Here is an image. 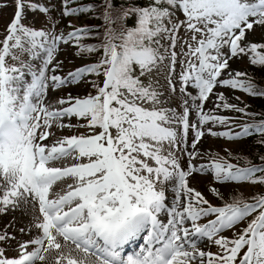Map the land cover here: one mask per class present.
I'll use <instances>...</instances> for the list:
<instances>
[{
  "label": "snow or ice",
  "instance_id": "snow-or-ice-1",
  "mask_svg": "<svg viewBox=\"0 0 264 264\" xmlns=\"http://www.w3.org/2000/svg\"><path fill=\"white\" fill-rule=\"evenodd\" d=\"M5 9L0 214L28 217L19 229L28 238L5 224L0 264H264V153L252 163L227 148H199L205 135H255L264 146V112L216 91L264 97V87L230 64L264 67V0H60L58 9L52 0H0ZM36 12L46 20L41 28L25 23ZM81 14L100 23L69 22L70 31L57 32L60 18ZM61 43L82 60L63 75ZM80 83L90 90L49 102L50 92ZM205 175L259 190L225 201L209 184L223 201L213 205L190 184ZM204 239L217 250L201 248Z\"/></svg>",
  "mask_w": 264,
  "mask_h": 264
},
{
  "label": "rangeland",
  "instance_id": "rangeland-1",
  "mask_svg": "<svg viewBox=\"0 0 264 264\" xmlns=\"http://www.w3.org/2000/svg\"><path fill=\"white\" fill-rule=\"evenodd\" d=\"M37 2L46 3L47 0H37ZM52 2L56 5V9H58L60 5V0H52ZM56 9H53L51 12V15L54 18L56 17ZM10 11H11L10 9L0 10V28L3 27ZM69 22H71L73 26H78V24H80V20H77L75 18H69V17L60 18L59 24L57 25L56 28L57 32L63 31L64 33H67L68 31H70L71 29L68 26ZM25 23H31L34 25V27L41 28L46 24V20L42 14L36 12L29 15ZM257 32H259V30H257ZM55 59L61 62L62 66L60 69V74L62 75L70 71L73 67L79 66L82 63V60L74 55V49L70 43L69 44L61 43L59 45V51L56 53ZM230 64L234 70L246 72L249 74L250 64L246 59L233 60L230 61ZM89 90L90 89L83 83H80L79 85H68L60 90H57L55 93L50 92L49 102H51V99L59 97L61 95H67L68 93H71L73 96L78 94L82 95ZM189 91H192V89H189ZM216 91L223 92L226 98L229 100V102L242 106L241 101L243 100L244 96L240 90H232L230 88H222L220 86H217ZM236 97H239V100H237ZM213 99L214 97H210L209 100L206 101L205 108L211 109ZM222 114L229 116L235 115L231 111H227V110L223 111ZM234 117H240V116L236 115ZM240 120L242 119H237L235 122L239 124ZM71 122L75 124L76 123L75 118H71ZM234 130H238V129H234ZM78 131H84V129H78ZM63 133L70 134V130L65 129L63 130ZM60 134L61 131L57 130V135ZM190 141H191V135H189V143ZM242 145L244 146V142H242V140L227 141L222 138H213L211 136L205 135L202 138L201 142L199 143V148L201 149L202 153L205 150H211V151L219 152L221 155H223L225 148H227L228 151L231 150L236 151L237 149L242 147ZM177 155H179V153ZM186 159L187 157L182 158L181 163L183 164ZM199 162L200 161H197V163ZM190 184L196 187L198 190H200L202 194L205 196V198H208L210 196L211 198L210 200L217 206L220 205L219 200L216 197H212L213 195L208 191L209 184H212V186L216 187L218 191L223 195V197L226 196L228 193L232 192L235 187L244 192H247L249 190V186L246 183L238 184L234 182H227L223 184H218L212 181L210 175L197 176V178L194 180L190 179ZM14 216L15 219H13ZM27 220L28 217L23 216L19 212H9L7 214H0V229H3L5 224L14 225V227H9L8 231L14 233L17 239H27L28 237L26 234L21 235L19 232V229L21 227L26 226ZM204 222H205L204 218L199 221V223H204ZM241 226H242V222L236 225V230H238V228L240 229ZM221 234L226 236H231V231L225 230ZM12 245L14 248L15 241H12ZM199 246L201 248H204L205 250H210V251H214L213 249L214 247H216L215 245H210L206 239L200 241ZM8 254L9 255L13 254L12 249L8 250Z\"/></svg>",
  "mask_w": 264,
  "mask_h": 264
},
{
  "label": "trees",
  "instance_id": "trees-1",
  "mask_svg": "<svg viewBox=\"0 0 264 264\" xmlns=\"http://www.w3.org/2000/svg\"><path fill=\"white\" fill-rule=\"evenodd\" d=\"M77 2L81 4L99 3V0H77ZM117 2H119V0H117ZM76 18L82 19L81 24L82 23H89V24H99L100 23L99 20H90L83 14H81L79 17H76ZM82 42L95 43L94 40H91L88 38H85ZM249 74L254 78V82L257 83L259 87H264V67L253 66L250 64ZM242 103L243 105H247V109L250 112H254V113L264 112V97L251 96V95L245 94ZM246 119H251V118H246ZM255 139H256L255 135L244 138V146L242 145V147H240L236 151L234 150L231 152L234 154L240 153L242 156H247L251 160L252 163H259L256 153H264V146L254 143ZM233 161L239 166H244L243 160L237 161L233 159ZM254 190H259L258 186L256 189L252 187L248 193H243L240 191L239 192L242 193L244 196H249Z\"/></svg>",
  "mask_w": 264,
  "mask_h": 264
}]
</instances>
